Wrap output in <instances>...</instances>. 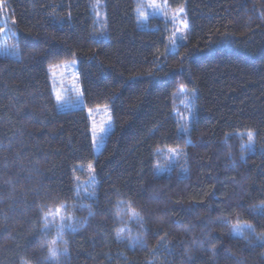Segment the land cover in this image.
Instances as JSON below:
<instances>
[{"label":"trees","instance_id":"obj_1","mask_svg":"<svg viewBox=\"0 0 264 264\" xmlns=\"http://www.w3.org/2000/svg\"><path fill=\"white\" fill-rule=\"evenodd\" d=\"M168 1L190 25L173 54L136 0H0V264H264V0ZM71 60L86 108L63 112L50 70Z\"/></svg>","mask_w":264,"mask_h":264},{"label":"rangeland","instance_id":"obj_2","mask_svg":"<svg viewBox=\"0 0 264 264\" xmlns=\"http://www.w3.org/2000/svg\"><path fill=\"white\" fill-rule=\"evenodd\" d=\"M138 6L143 14V22L150 18H159L165 22H169L172 25L170 30L169 39V54L177 52L180 44L185 43L188 39V33L190 25L183 15V11L172 12L169 8L168 0H136ZM5 17H3L2 11L0 9V22L4 24ZM8 44L4 32L0 34V51L7 50ZM51 83L55 89V98L59 109L63 112L72 110L85 109V101L83 97L81 79L78 68V61L71 60L63 62L57 66L51 67ZM57 96L59 99H57ZM176 109L178 110L179 120H180V132L185 135H189L191 131V121L196 109V97L194 92L188 91L183 88L179 91L176 98ZM90 124L91 132L94 140V152L96 157H98L104 146L107 138L114 130V120L112 109L110 106L97 107L94 109L87 110ZM250 147L251 151L255 150V142L250 141L247 145ZM169 156L168 159V155ZM167 153L164 159L167 160V168L165 165H161L158 169V174L165 172H170L172 170L173 164L176 162L174 159H178L181 152L177 153ZM57 223L61 224L58 220ZM50 225L53 223L50 222ZM234 235H237L236 229L233 230Z\"/></svg>","mask_w":264,"mask_h":264},{"label":"snow or ice","instance_id":"obj_3","mask_svg":"<svg viewBox=\"0 0 264 264\" xmlns=\"http://www.w3.org/2000/svg\"><path fill=\"white\" fill-rule=\"evenodd\" d=\"M57 99H59L58 96H57ZM252 139H253V136H252L251 133H249V134H248V140H249V141H252ZM188 143L190 144L191 141L189 140ZM171 151L175 152L176 150H175V149H172ZM89 168L92 169V166L89 165ZM56 211H57V213H58V212L60 211V209H57ZM133 215H135V214H133ZM46 218H47V217H46ZM46 226H47V225H46ZM59 228H60V230L62 231L63 228H64V225L61 224V225L59 226ZM53 243H54V242H53ZM51 255H52L53 258L56 256V252H55V250L52 251Z\"/></svg>","mask_w":264,"mask_h":264}]
</instances>
